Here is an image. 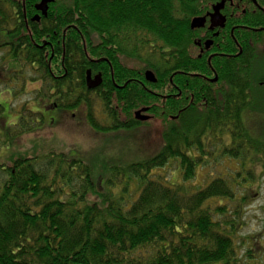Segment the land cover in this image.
<instances>
[{
	"label": "trees",
	"instance_id": "trees-1",
	"mask_svg": "<svg viewBox=\"0 0 264 264\" xmlns=\"http://www.w3.org/2000/svg\"><path fill=\"white\" fill-rule=\"evenodd\" d=\"M221 1L55 0L35 22L40 0H0L8 80L29 70L40 85L33 100L65 112L82 108L89 128L103 134L156 122L163 141L152 158L109 166L106 176L63 152L0 162V264H257L249 252L241 260L233 237L252 198L236 199V189L251 188L257 161L264 168V139L244 122L254 114L264 121V95L252 76L264 15L251 0H225L223 38L213 47L224 55L208 65L194 53L204 29L191 30L190 22ZM87 71L101 76L94 90ZM209 77L220 83L217 96L204 95ZM26 105L15 123L2 122L0 151L10 153L44 124ZM141 109L146 122L134 118ZM4 112L0 103V120ZM214 155L238 170L193 191L187 184L196 167ZM171 160L179 161L180 184L154 172ZM213 200L230 205L212 207Z\"/></svg>",
	"mask_w": 264,
	"mask_h": 264
},
{
	"label": "rangeland",
	"instance_id": "rangeland-1",
	"mask_svg": "<svg viewBox=\"0 0 264 264\" xmlns=\"http://www.w3.org/2000/svg\"><path fill=\"white\" fill-rule=\"evenodd\" d=\"M2 37L0 34V41H3ZM4 55L5 50L1 49L0 103L5 109V118L0 120V126L2 122L15 123L21 107L25 104L30 110L42 113L44 124L34 132L17 139L10 153L6 150L0 151V162L3 164H9L11 159L18 156L63 152L82 159L93 168L96 175L102 172L106 176V169L109 166H126L130 163L147 160L160 151L163 141L160 126L156 122L131 132L103 134L89 128L85 122L82 108L68 112L51 110L46 104L33 100L35 90L40 86L39 83L31 81L34 78L33 73L23 69L22 79L14 80L12 74L8 80V73L2 71L4 66L9 68L8 64L6 65L7 59L3 58ZM262 74H264V62L254 63L252 68L254 83L259 82ZM261 93L264 95L262 89ZM253 94L258 95L257 85ZM262 119V115H247L244 122L247 130L253 135L255 134V138L262 137L263 140L264 121H261ZM237 170V162L214 155L206 163L196 167L194 179L187 185L195 191L205 187L213 179L227 180L228 173L233 176ZM154 172L161 177L162 181L181 183L178 160H171L164 168ZM226 174L227 176H225ZM253 175L254 181L251 188L247 187V192L241 187L236 189V199L245 193H251L252 198L244 205L239 203L242 205L243 216L239 221L238 231L235 232L233 240L241 260L249 252L254 262L264 264V168L259 161L255 163ZM100 177L104 179L103 176ZM210 203L212 207L218 203L230 205L227 200H213Z\"/></svg>",
	"mask_w": 264,
	"mask_h": 264
},
{
	"label": "flooded vegetation",
	"instance_id": "flooded-vegetation-1",
	"mask_svg": "<svg viewBox=\"0 0 264 264\" xmlns=\"http://www.w3.org/2000/svg\"><path fill=\"white\" fill-rule=\"evenodd\" d=\"M224 1L225 4V0ZM221 1V2H222ZM229 1L230 0H226ZM254 4V7L256 9V11H260L261 13H263L264 15V0H251ZM219 4V3H218ZM216 4V5H218ZM224 4L222 7L219 8V10H216V5L211 7V11L207 12L205 14V21H204V26L200 29H204V38L205 41H203L202 44L200 43H195L196 46V51L194 53H196V56L200 57L201 55H203L208 63V65L210 64V61L212 58L215 57H222L224 54L214 50V46H216L218 43H220V40H222V32L224 31V24L226 22L225 17L221 14V11L224 8ZM232 15H230L231 17ZM237 28V26H236ZM235 27H233L232 29L229 30V35L231 37H233V31H234ZM199 30V29H198ZM263 30L262 33H264V29H260ZM258 31V30H256ZM206 44H209L208 47H205ZM255 49H254V63L257 62H264V37H262V39L260 41H258L257 43L254 44ZM240 54L239 50L236 48V54H234L233 56L238 57V55ZM253 63V66H254ZM253 68V67H252ZM214 73V72H213ZM263 76L264 78V74L261 75V77ZM94 76H92L91 78H93ZM208 81L210 83H207V87L208 90H206L204 92L205 97L207 95H213V96H217L215 95V88L216 86L219 87L220 83H218V80L216 77H209ZM258 87L261 89H264V82L260 81L257 83ZM264 91V90H262ZM46 108V107H45ZM51 108V107H50ZM51 110H53V108H51ZM147 113V112H146ZM144 113V114H146Z\"/></svg>",
	"mask_w": 264,
	"mask_h": 264
},
{
	"label": "water",
	"instance_id": "water-1",
	"mask_svg": "<svg viewBox=\"0 0 264 264\" xmlns=\"http://www.w3.org/2000/svg\"><path fill=\"white\" fill-rule=\"evenodd\" d=\"M55 0H40V2L35 6L36 11L39 14H36L31 20L38 22L40 17H46L47 15V10H48V5L50 3H53ZM224 4V1L220 2L218 5H216V10H219L220 7H222ZM204 21L205 17H197L191 20L190 22V29L195 30V29H200L204 26ZM209 44H206L205 47H208ZM145 79L150 82V83H155V77L152 72L146 71L145 74ZM101 84V76L100 74L95 75L93 78H91L90 71H87L86 73V86L90 90H94L97 87H99ZM147 112V109H141L135 112L134 118L136 121L140 122H146L149 120V116H146L144 113Z\"/></svg>",
	"mask_w": 264,
	"mask_h": 264
}]
</instances>
